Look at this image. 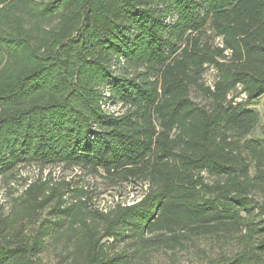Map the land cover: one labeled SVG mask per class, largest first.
<instances>
[{"label":"trees","instance_id":"16d2710c","mask_svg":"<svg viewBox=\"0 0 264 264\" xmlns=\"http://www.w3.org/2000/svg\"><path fill=\"white\" fill-rule=\"evenodd\" d=\"M263 96L264 0H0V264H264Z\"/></svg>","mask_w":264,"mask_h":264},{"label":"rangeland","instance_id":"374dc122","mask_svg":"<svg viewBox=\"0 0 264 264\" xmlns=\"http://www.w3.org/2000/svg\"><path fill=\"white\" fill-rule=\"evenodd\" d=\"M215 73L213 70H210L206 76L205 81L207 84H213ZM244 98V96H242ZM252 108L257 110L260 114V124L254 133V137L264 138V96L253 103ZM109 111H118V108L109 106ZM75 174L81 176V173L76 171ZM73 173H65L66 176L72 178L75 177ZM63 171L60 169H54V176L62 177ZM38 176V170L34 167H27L23 169L22 172L16 174L14 178H4L0 176V206L5 204V200L10 199V195L8 193L13 192L15 195L20 194L24 187V179L28 178L34 180ZM82 182L85 183L87 187L92 188L96 193L95 202L101 208H108L113 204V202L122 201L125 203H132L142 194L141 187H125L124 189H117L114 187L108 186L106 182H104L100 178L91 177L88 175H82ZM262 197L258 195V199ZM6 211H8V207H6ZM259 218V217H257ZM260 220V218H259ZM201 250L203 248H210L209 242L202 241L200 243ZM198 249H192L191 254L186 252H180L179 254L165 253V252H155L152 256V261L154 264H188L191 259H196V252ZM200 250V249H199ZM194 261L193 264H195Z\"/></svg>","mask_w":264,"mask_h":264}]
</instances>
